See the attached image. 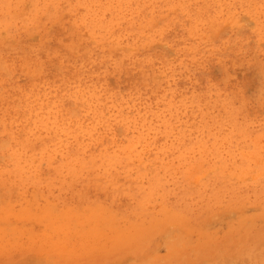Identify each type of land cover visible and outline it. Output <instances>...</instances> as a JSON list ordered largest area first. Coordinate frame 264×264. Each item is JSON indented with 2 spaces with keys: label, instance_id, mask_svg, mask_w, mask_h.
I'll list each match as a JSON object with an SVG mask.
<instances>
[{
  "label": "rangeland",
  "instance_id": "374dc122",
  "mask_svg": "<svg viewBox=\"0 0 264 264\" xmlns=\"http://www.w3.org/2000/svg\"><path fill=\"white\" fill-rule=\"evenodd\" d=\"M0 264H264V0H0Z\"/></svg>",
  "mask_w": 264,
  "mask_h": 264
}]
</instances>
